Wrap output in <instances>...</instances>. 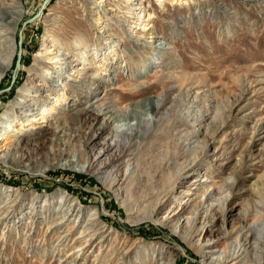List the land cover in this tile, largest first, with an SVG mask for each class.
<instances>
[{"label": "rangeland", "instance_id": "rangeland-1", "mask_svg": "<svg viewBox=\"0 0 264 264\" xmlns=\"http://www.w3.org/2000/svg\"><path fill=\"white\" fill-rule=\"evenodd\" d=\"M44 1L22 0L24 10L16 34L18 42L21 33L19 69L14 71L16 53L0 83V134L7 125L50 130L48 124L40 126L43 112L34 106L36 99L28 96L36 94L50 73L60 80L54 85L57 93L40 97L38 102L47 104L45 113L55 127L84 106L81 101L88 100L84 98L90 95L88 88L110 93L105 109L118 120L102 132L103 119L96 122L93 115L88 122L65 129L58 138L63 149L76 151L89 144L90 161L109 162L116 149L102 153L103 157L97 153L115 147L117 130L129 118V106L161 96L164 85L171 82L172 102L179 97L181 86L192 89L177 109L171 137L151 140L145 145L150 148L142 153L136 149L137 155H127L122 168L140 161L139 186L149 194L152 191L142 175L145 167H165L168 153L178 155L179 164L187 165L195 158L196 162L189 174L176 175L153 221L139 222L131 218L136 210L129 211L122 196L107 188L98 175L87 172V165L65 169L60 166L62 161L45 174L32 175L14 167L21 154H12L16 165H0V185L14 191L11 201H0V264H214L228 257L232 247L245 243L239 230L264 220V1L48 0L42 9ZM0 3L13 6L15 0ZM68 20L72 25L65 28ZM77 34L91 38L90 48L69 44ZM66 42L70 48L59 45ZM73 48L93 60L95 70L87 74L82 61L67 59ZM56 55L59 64L54 70L45 69L44 63H51ZM85 76L90 82L87 88L79 83ZM100 78L105 82L100 83ZM75 82L79 87H69ZM142 85L149 89L139 96ZM64 98L69 100L62 103ZM13 100L23 102L20 110L5 111ZM172 107L169 104L164 113ZM202 117L205 120L200 124ZM190 126L200 131L192 147L207 134L206 157L196 150L181 157L179 146L185 133L193 130ZM55 141L51 144L47 139V147L38 154L55 150ZM0 148L1 157L9 145L0 141ZM173 171L166 169L169 175ZM64 193L81 203L84 217L62 211L65 200L60 195ZM33 198L37 209L30 214ZM20 203L24 208L13 220L12 210L7 209ZM91 210H98L100 218L94 229H108L93 244L87 236L94 230L87 227ZM246 256L241 262L231 258L225 264H249ZM249 258L255 262V255Z\"/></svg>", "mask_w": 264, "mask_h": 264}, {"label": "bare ground", "instance_id": "bare-ground-1", "mask_svg": "<svg viewBox=\"0 0 264 264\" xmlns=\"http://www.w3.org/2000/svg\"><path fill=\"white\" fill-rule=\"evenodd\" d=\"M255 1H260V0H255ZM0 7H1L0 8V83H1L3 79L6 78L7 73L12 68L14 59L16 57V53L18 49L16 34L19 29V23L22 20L21 14L23 13L24 6H22V0H15V5L13 6L3 5ZM71 21L70 20L67 21V23L65 24V28L71 27L73 22ZM153 38L156 39L158 37H153ZM90 40L91 38L89 36L85 37L84 35L82 36L80 34H77V36H75L73 41H69V44L74 46L83 44L84 47L90 48L89 46ZM59 45H63L64 47L67 48L71 47L67 45V42ZM67 56H68L67 59H72L73 62L82 61L83 70L88 71L87 74L95 70L93 60L86 58L87 56L84 57L82 53L76 52L75 49L70 51ZM52 59H51V63L48 64L44 63L46 67L45 69L54 70L55 69L54 66L59 64L58 62L60 59L57 55L55 58ZM108 72L110 73L111 71L109 70ZM48 76L49 77L43 80V84L41 85V87L36 89L35 91L36 94L28 95V96H31V98L36 99L34 106L39 107L38 109H40V111L43 112L42 117L39 119L41 121L40 126L43 127L44 124H48L46 126L50 130L33 128V129H29L30 131H28V130H24L23 128L11 129L10 126L8 125L5 126L4 129L2 130L3 133L1 132L0 134V141L6 142L9 145V149L8 152H6L3 156L0 157V165L14 166L17 164L14 167H16L18 171L29 173L32 175H38V174L47 173L52 168H55L57 164H59V162L62 161L65 163L60 166H62L65 169L74 168L78 164H85L87 165V172L98 175L102 179V182L105 183L107 188L111 190H115L118 196H122V198L124 199L123 205H125L129 211L133 212L136 210V216H131L133 220L139 222L146 220L153 221L154 216L160 210L158 206L161 203L160 202L161 197L165 195L166 198L168 196L167 193L172 191V186L173 184H175L174 182L176 180V175L189 174L194 168L193 165L196 162V158L193 159L192 161L188 160L190 161V163H188L187 165H185V163L179 164L178 161L181 158L178 155L168 153L167 156L164 157L168 161L165 167L162 165L158 169L156 168L152 169L149 166L145 167L144 172H142L143 170L141 172L142 175L143 173L146 175L147 188L151 189V191L153 192L152 197L150 195L152 194V192L148 194L147 188H146L147 189L146 192L144 190H141L142 187L139 186L141 185L140 178H142L140 173V168L142 167H140L139 165L140 161L136 165L130 162L125 168H122L124 166V158L127 155L131 157L134 155L136 156L137 155L136 149L142 153L145 148L146 149L150 148L148 146L146 147L145 145L151 140L157 139V141L159 140L162 141L164 139H169L171 137V131L172 129L175 128L176 125L177 109L180 108L181 105L184 102H186V100H188V97L190 96L192 89L189 88L188 85L181 86L179 97L176 98L177 100H174L172 102L171 97L174 92V84L170 82L164 85L163 94L161 96L156 98H150L144 103H138V102L132 103L129 106L130 107V110L128 111L129 118L128 119L126 118L125 121L126 124L121 125L120 129L117 130L118 138L115 142V147L109 146L107 149H104V151H102L101 149V151L97 153V155L99 156H101L102 153L106 155V153L111 148H114L117 150L115 151L116 152L115 156L112 159H110L109 162L107 161L103 162L100 159L93 162L90 161V153L87 151V149H89V144L83 145V147L79 150L71 151L72 150L71 149L69 151L68 148L63 149L64 145L58 142V138L60 136L59 134L62 133L64 134L65 129L68 130V129L76 128L80 124H83L84 122L85 123L88 122L93 115H95L96 117L95 118L96 122H100V120L103 119V126L104 125L106 126L102 128V132H104L105 129L108 128L110 123H113L116 120H118L117 119L118 117L115 115L114 112H106L107 109H105L106 106L105 100L110 93L106 90L99 92L97 89L93 90L91 88L90 89L88 88V90H90L88 94L90 95H86L84 98L89 100L91 99V95H94V97L89 101L87 100L88 102L81 101V103H83L84 106H82V108L80 109L77 108L78 110H76L73 114L66 115L63 118V120L60 121V125L58 127H55L54 124H52L53 119H51V116L45 113L46 109L44 108L47 107V104L38 102V98L40 97L46 96L47 98H49L51 97V95L54 94L51 92L55 91V94L57 93V90L55 89V87L57 88V86L54 85L59 83L60 80H56L54 75L50 73H48ZM108 76H111V73ZM94 78H95L94 76H90V77L88 76V79L90 80H94ZM100 81H101L100 83L105 82L101 78ZM87 82L88 84L90 83L89 80H87V76H85L82 79V81H79L81 86H84L85 88H87ZM75 84L76 82L69 87H72L73 89L75 87ZM78 85L76 84L77 87H79ZM92 85H96V84H92ZM97 88L99 89L101 88V86L100 87L97 86ZM148 89L149 87L147 85H142L140 91H138L137 94L139 96H143L146 93V91L144 90H148ZM103 92L105 93L104 97L99 98ZM121 94L122 93L119 92V95ZM133 96L134 95H129L128 99L129 98L133 99ZM68 100L69 98L66 99L64 98V100H61V102L66 103ZM115 102L117 104L119 103L118 101ZM22 103L21 102L17 103L13 100L8 103V105L5 108V111L17 110L20 108V105ZM62 103L60 105H62ZM171 103L173 107L168 113L165 114L164 111L166 107ZM71 107H73V105L72 106L69 105V108ZM142 109H144V111H142ZM204 120H205L204 117H202V119L200 120V124H202ZM191 129H193L191 132L185 133L184 138L182 139L183 142L179 146L180 147L179 149L181 151V157L186 158L188 157V155L190 156L192 152L195 150L196 152L200 153V156L204 155V157H206L208 155V149H209V142L206 138L207 134L205 135V138L198 143L197 147H192L191 141L195 138L199 139L200 131L197 132L195 126H193ZM19 136L20 139H18L17 141L14 140L17 137L19 138ZM48 137H51V139H49ZM53 138H55L56 140L55 141L56 149L55 150L48 149L49 150L48 152L39 155L38 152L40 150L45 149L47 147L48 142L52 144ZM11 146L13 147L11 148ZM94 146L97 147V144H95ZM17 153L21 154L20 156L21 159L15 164V162H12L13 160H11L10 157L12 156V154H17ZM200 156H198L197 158L199 159ZM200 164L201 163H198L197 165ZM147 169L150 170L147 171ZM166 169H170L171 171L173 170L174 171L172 173L170 172L171 175H169L168 173H166ZM13 193L14 191L11 190V188L0 185V201L3 198L6 199V201L7 200L11 201L14 196ZM60 200L61 201L65 200V204L64 206H62V211L67 212V214L70 213L71 216L75 215L76 217H79L78 219H81L82 217L85 216V211L83 210L81 203L79 202L75 203L76 200L73 199L72 197L66 196V194L64 193L60 195ZM35 201L36 198H33L29 209L30 214L35 212L37 209L36 207L37 205ZM147 202L148 205H146ZM1 205H3V203H1ZM65 207L66 209H64ZM23 208L24 205L20 203V205H13L9 207L7 210L8 212H11L12 210L13 213L11 214L12 215L14 214L12 219L15 220L16 219L15 214L17 213L18 210H22ZM5 209L6 206L1 207V210H5ZM98 215H99L98 210L90 211V215L87 223V227L89 229L93 230L94 228H96L95 226H99L98 220L100 218L98 217ZM68 221H66L65 223L67 224ZM90 222L91 224H89ZM106 233H108V229L104 227L101 228L100 230L94 229L93 231L89 232L87 236H89L90 238L89 242L93 244L94 240L99 238V236H102V238H104L105 237L104 235ZM238 234L239 237L245 239V243L243 245H241V243H238L237 245L234 246V248L232 247V250H230L228 257L219 259L214 264H225L231 258H233L235 261L239 260V262H241L242 260H244L243 258L244 253L247 255L245 257V261L249 262V264L262 263L264 245L261 244V241L264 240V220L260 219L258 221L257 226L256 225H250L249 227L243 226L242 229L239 230ZM227 240H228V236L224 235L222 237V241L226 242ZM248 245L250 246L248 247ZM252 254L253 256L255 255L256 258L255 262L249 260L250 259L249 256Z\"/></svg>", "mask_w": 264, "mask_h": 264}, {"label": "water", "instance_id": "water-1", "mask_svg": "<svg viewBox=\"0 0 264 264\" xmlns=\"http://www.w3.org/2000/svg\"><path fill=\"white\" fill-rule=\"evenodd\" d=\"M46 1L48 0H45L42 4V9L44 8L45 4H46ZM32 19H29L27 21L24 22L23 26H25L28 22H30ZM17 46H18V51H17V61L15 63V68H14V71L19 69V59L21 57V33L18 35V42H17ZM14 82V78L12 79V82L11 84Z\"/></svg>", "mask_w": 264, "mask_h": 264}]
</instances>
